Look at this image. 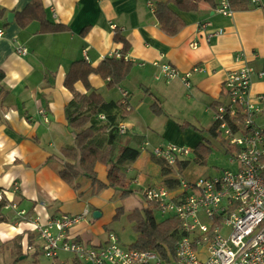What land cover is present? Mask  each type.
Segmentation results:
<instances>
[{"label":"crops","instance_id":"1","mask_svg":"<svg viewBox=\"0 0 264 264\" xmlns=\"http://www.w3.org/2000/svg\"><path fill=\"white\" fill-rule=\"evenodd\" d=\"M33 1L0 0V11H4L0 16L3 33L0 36V200L9 203L3 211L7 223L0 224V247L6 243L4 255L9 263L18 264L31 258V264H49L39 253L25 250L29 238L31 244L39 246L29 221L39 216L46 223L60 214L83 215L86 211L89 213L86 219L70 230L72 237L100 244L106 241L108 233L117 235V228L121 227L134 234L125 246L130 247L137 237L127 215L147 207L143 190L166 187V180L179 179L175 170L167 167L172 172L164 175L163 168L157 164L156 160L160 159L152 154L156 144L149 130L165 139L173 131L162 132L158 124L186 125L193 131L186 129L181 136H186L187 141L194 137L196 140L188 142L195 143V147L203 141L201 131L209 130L215 123L213 104L226 103L223 85L228 73L245 63L256 71H264V0H259L258 5L251 0H229L235 5L231 18L213 8L182 14L186 27L176 36H168L160 28L151 0H38L51 23L68 27L64 32L43 34L37 21L25 28L16 22V16ZM9 13L14 14L12 22L8 20ZM206 23L211 26L204 30L201 25ZM116 28L130 43L127 57L134 64L130 76L114 89L108 88V81L95 74L89 81L106 102H119L123 92L130 94L133 109L122 123L127 127L129 146L140 151L136 161L124 165L133 180L129 188L134 194L122 198V191L113 188L94 194L91 181L81 177L80 196L61 179L60 160L52 158L74 143L65 112L73 94L65 88L64 80L76 61L87 59L96 68L106 57L120 55L123 45L114 39ZM217 29L224 33L208 39V33ZM193 41L198 42L195 49L191 47ZM18 47H25L28 54L18 55ZM240 53L244 60L238 62L236 57ZM155 63H168L183 74L194 67L203 71L191 75L188 89L180 78L157 79L159 67ZM76 89L82 94L87 92L81 83ZM262 96L264 80L255 79L249 99L264 110ZM156 102L162 108L161 116L152 112ZM40 110L45 111L47 120ZM178 112L182 117L177 120L179 123L172 119ZM257 123L264 126V117ZM150 145L154 146L150 148ZM96 172L100 182L108 184L107 167L98 164ZM120 208L125 214L115 221ZM21 212H25L24 219L19 216ZM17 236H22L18 244L13 241ZM55 264L89 263L61 253Z\"/></svg>","mask_w":264,"mask_h":264},{"label":"built area","instance_id":"2","mask_svg":"<svg viewBox=\"0 0 264 264\" xmlns=\"http://www.w3.org/2000/svg\"><path fill=\"white\" fill-rule=\"evenodd\" d=\"M251 2L254 5L260 3L259 0ZM216 12L226 18L234 15L229 0H217ZM208 26L211 24L201 25L204 30ZM223 33L222 29H217L208 33V39ZM191 47L197 48L198 42L193 41ZM16 53L28 54L25 47H18ZM243 60L244 55L238 54L236 61ZM155 66L159 67L157 79L180 78L188 89L191 75L203 71L194 67L183 74L168 63H155ZM255 79L264 80V71H256L247 63L229 72L223 85L226 103L215 110L218 131L231 146L240 149L231 157V164L237 165L236 170H226L218 178L180 180L179 187L173 191L164 186L143 190L147 205L157 203L161 214L168 213L181 223L184 236L176 244V264H264V126L257 123L264 117V110L249 99ZM129 96L123 92V98L129 99ZM260 100L263 101L264 96ZM238 108L244 115L241 124L236 121ZM40 114L46 119L45 111L40 110ZM100 119L104 120V117ZM119 132L126 134L125 124L120 126ZM192 152L174 146L152 150L153 156L175 170H178V162L189 158ZM88 214V211L83 215L60 214L46 223L37 216L29 224L39 246L27 241L25 250L39 253L50 261L49 264H55L61 253L71 254L78 261L89 264H166L155 251L123 246L113 232L108 233L106 241L100 244H89L72 237L70 230ZM19 216L23 218L25 212Z\"/></svg>","mask_w":264,"mask_h":264},{"label":"trees","instance_id":"3","mask_svg":"<svg viewBox=\"0 0 264 264\" xmlns=\"http://www.w3.org/2000/svg\"><path fill=\"white\" fill-rule=\"evenodd\" d=\"M151 1L156 20L168 36H176L186 27L182 14L200 13L204 9H216L217 7V0ZM231 5L233 6L234 3ZM3 15L4 11H0V16ZM34 21L40 23L43 34L64 32L68 29L65 25L51 23L38 0H34L30 6L16 16V22L22 28ZM114 39L123 45L120 58L106 57L96 68L92 67L86 60L76 61L71 65L64 80L65 88L73 94V100L66 106L65 112L67 127L73 136L74 143L72 146L63 147L60 155L52 158L60 160L62 163L59 172L61 179L73 186L80 196L83 194L78 182L81 177L91 181L94 194L106 188L122 191V198H128L134 194L129 188L133 180L128 177L124 165L127 162L136 161L140 156V151L129 146L126 134L122 135L119 132L120 126L124 124L122 122L132 112V105L129 99L125 98L120 99L119 102H106L103 96L91 87L89 81V77L95 74L104 81H108V88L114 89L123 84L130 76L134 68V64L127 59L130 43L117 28L114 29ZM78 83L84 86L86 93L82 94L77 91L76 85ZM219 105L221 104H213L215 110ZM151 109L156 115H163L159 103H154ZM102 116L104 120L100 119ZM243 117L241 109L238 108L236 116L238 124L244 121ZM201 132L218 139L221 146L231 156L240 151L239 148L232 147L223 139L216 122L212 128ZM210 152L209 144L205 141L200 142L192 152L195 154L194 162L200 165L205 164L206 157ZM156 162L163 168L164 175L171 174L172 171L168 169L169 167L165 162L162 160H156ZM98 164L107 167L108 184H104L98 179L96 172ZM189 165L190 160L188 159L179 161L178 170L186 169ZM164 183L166 188L173 191L179 187L180 180L169 179ZM8 204L3 199L0 200V224L7 223L3 211ZM159 209L160 206L157 203H149L146 208L135 209L127 215L137 237L130 248L139 251H155L166 264H171L177 261L175 248L177 242L184 236V232L181 229V223L175 217L158 221L156 213L159 212ZM124 214L123 208L118 209L114 220H119ZM28 235L32 237L30 233ZM21 240L22 236L13 239L17 244ZM28 243L31 244L30 238ZM5 245L6 243L2 246ZM18 254L21 253L18 252Z\"/></svg>","mask_w":264,"mask_h":264},{"label":"rangeland","instance_id":"4","mask_svg":"<svg viewBox=\"0 0 264 264\" xmlns=\"http://www.w3.org/2000/svg\"><path fill=\"white\" fill-rule=\"evenodd\" d=\"M134 91H137V89L135 87L132 88ZM151 114V113H150ZM180 112L175 113V115L172 116V119H174L176 122L179 123V118H182L181 115H179ZM154 115V114H153ZM156 121H161L159 118H153ZM159 128H161L162 132L165 131H173V135L171 136V133L168 137H165L160 139V137H158V135L156 133H154V131H152V129L149 130L150 135L153 137L154 140H152L154 143L156 144V147H169V146H174L180 149H191L192 151H194L195 146L194 144H190L189 142H192V140H196L194 137H191V139H189L187 141V137L186 136H181L180 134L184 131H186V129H192L189 126H182V125H176L173 126L172 124H158ZM193 131V129L191 130ZM202 138L203 141H205V143H208L209 146L211 147V152L207 155L206 157V162L205 164H197L194 161V156L195 154L192 153L191 156H189V158H187L188 160H190V165L186 168V169H181L179 171L171 168L174 171V174L177 176V178H179L180 180H187V181H191V180H196L198 178H218L220 175H222L224 173V171L226 170H236L237 169V165H233L231 164V160H232V156L229 155L225 149L221 146L220 142L218 139L208 135V134H202ZM206 139V140H204ZM223 139H225L223 137ZM202 141V142H203ZM227 141V140H226ZM228 142V141H227ZM229 143V142H228ZM151 144V143H150ZM152 148V146L154 145H150ZM192 146V147H191ZM155 147V148H156ZM233 147V146H232ZM154 149V148H153ZM185 159V160H187ZM145 201V200H144ZM7 213V212H6ZM13 217V214L9 215L10 218ZM170 215L168 213L166 214H161L160 212L156 213V218L159 221H163L167 218H169ZM117 232H118V237L120 236V242L122 245L126 246L130 241L134 238V234L131 230L127 229L125 231H123L121 229V227L117 228ZM4 253H6V246H2L0 247V262L7 261L6 255H4ZM31 258H28L26 260L23 261H19L17 262L18 264H31ZM44 262H46V260H44ZM6 264H14V263H9L7 261Z\"/></svg>","mask_w":264,"mask_h":264},{"label":"water","instance_id":"5","mask_svg":"<svg viewBox=\"0 0 264 264\" xmlns=\"http://www.w3.org/2000/svg\"><path fill=\"white\" fill-rule=\"evenodd\" d=\"M13 18H14V14H13V13H9V14H8V20H9L10 22H12V21H13ZM96 214H97V213L94 214V217L96 216Z\"/></svg>","mask_w":264,"mask_h":264}]
</instances>
